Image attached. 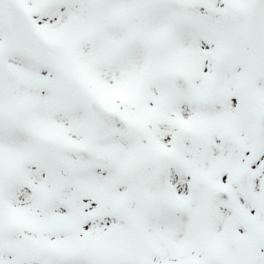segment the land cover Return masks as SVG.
Here are the masks:
<instances>
[{
  "label": "snow or ice",
  "instance_id": "6c2138e0",
  "mask_svg": "<svg viewBox=\"0 0 264 264\" xmlns=\"http://www.w3.org/2000/svg\"><path fill=\"white\" fill-rule=\"evenodd\" d=\"M0 264H264V0H0Z\"/></svg>",
  "mask_w": 264,
  "mask_h": 264
}]
</instances>
